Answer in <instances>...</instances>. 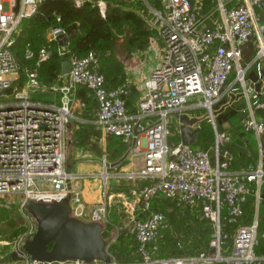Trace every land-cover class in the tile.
Here are the masks:
<instances>
[{
    "label": "built area",
    "instance_id": "built-area-1",
    "mask_svg": "<svg viewBox=\"0 0 264 264\" xmlns=\"http://www.w3.org/2000/svg\"><path fill=\"white\" fill-rule=\"evenodd\" d=\"M42 1L0 0V199L16 195L18 198L11 204L27 221V226L9 243L8 254L14 252L22 258L20 264H44L29 260L21 249L36 229L35 221L24 209L28 202L50 204L67 199L70 218L99 224L102 230L107 224L108 174L104 159L99 176L100 199L93 205L83 203L80 192L72 187L78 177L66 172L71 96L75 87L84 86L96 103L94 123L104 134L130 141L135 130V154L139 152L138 136L143 138L144 148L139 153L142 165L124 176L147 182L134 194L140 211L148 212L150 200L161 196L189 210H198L210 225L206 252L192 257L151 259L146 247L152 245L155 250L161 230L167 228L165 218L163 214L149 213L146 219L138 220L131 210L138 264H264V256L253 252L258 237V207L264 202L260 197L264 186L263 0H215V18L211 13L200 14L201 0H162V10L155 20L161 41L159 62L149 71L132 112H127L125 106L124 87L105 88L92 52L69 57V73L59 75L56 83L46 89L35 75V69L49 56L42 47L34 68L24 71L22 87H16L18 66L10 48L21 21L32 17ZM85 4L104 17L103 0H73L75 8ZM62 34V28L49 27L45 39V44L56 43L59 58L67 54V45H58ZM250 39L254 40L253 56L244 63L241 46ZM32 57V52L26 50L24 58ZM30 87L56 93V102L35 98L38 94L30 92ZM9 89L11 94L5 95ZM234 102L243 106L240 133L252 136L256 146L255 166L238 170L230 169V152L224 149L230 136L217 132L214 124L215 118ZM201 111L202 119L213 130L212 145L203 151L183 146L180 141L170 144L168 125L178 123L177 117L187 112L189 119H196ZM248 198L252 200L251 208L244 215ZM3 207L9 208L6 203ZM225 224L236 225L231 236L224 232ZM108 238L106 250L107 243L114 242L113 236ZM52 264L106 263L69 260ZM108 264L115 263L111 259Z\"/></svg>",
    "mask_w": 264,
    "mask_h": 264
},
{
    "label": "trees",
    "instance_id": "trees-1",
    "mask_svg": "<svg viewBox=\"0 0 264 264\" xmlns=\"http://www.w3.org/2000/svg\"><path fill=\"white\" fill-rule=\"evenodd\" d=\"M103 1L106 5V12L103 18L100 17L97 10L89 4H85L80 8H75L73 0H43L32 17L22 20L17 36L10 48V53L14 57L18 66V80L15 82L16 87H22L25 81L24 71L26 69L31 70L34 68L37 60L36 54L42 47H45L48 50L49 56L47 60L41 62L35 69V75L38 83L46 89L56 83L57 78L60 75L61 63L63 61H67L71 56L83 57L88 52H92L94 55V66L96 71L102 75L105 88L113 89L121 86L124 81V74L122 64L117 61L113 55L115 37L124 36L126 38L125 52L130 55L141 52L147 47L152 32L146 27L145 22L133 12V4L128 2L130 0ZM145 2L149 6L157 7L158 10H161L160 0H145ZM139 7L141 10H144L142 5L139 4ZM214 7L215 0H203L200 5V14L206 15L211 13V17L215 18L216 13L213 12ZM262 9H264V0L262 2ZM53 26L62 28L68 40L66 48L67 54L60 58L56 53V43L45 44L38 36V33L42 29ZM126 32H128V35L125 34ZM26 50L32 52L33 57L31 59L26 60L24 58ZM241 50L243 52L242 55L244 63L249 62L253 56L254 40H248L246 44L241 46ZM10 91L11 89H9L7 93H10ZM242 107L243 106L240 102H234L217 117L218 119L224 115V119L226 120L232 118L235 120V130L232 133H229L226 130H221L226 132L231 138L229 144L224 147V149H227L230 152V168L231 166L237 167L236 163H238L241 159L244 160L241 165L243 167L239 168H244L248 164L254 167L256 163V155L251 154V151H249L250 148L248 146V140L244 139V135H241L240 133L239 120L240 110ZM126 109L127 112H132L134 107L128 108L126 105ZM197 127L198 133L191 148H197L205 151L213 143L211 125L202 119L199 121ZM89 133L90 131L88 129H78V131L74 132L73 135V145L76 147L87 146L89 143ZM108 138L117 139L119 142L117 145V153L119 150L121 152L124 149L125 144L121 138L110 135ZM178 141L179 135L177 133L175 143ZM146 184L147 182L145 180H136L134 184V191L137 193L140 188ZM167 201L174 200H167L161 196L154 197L149 202L148 212H143V214L147 217L149 213H163L167 207ZM251 202V198H248V203L244 207V215H247L250 212ZM258 209L259 216H262L263 221L261 223L258 222V237L253 247V252L256 256L262 257L264 256V202L259 204ZM182 210L186 212L193 211L184 207ZM7 213L8 212L2 206L0 199L1 221L7 220ZM146 217L144 219H146ZM196 217L197 215L193 214L192 220L188 217L180 218V225H186L190 221L195 222ZM200 219L202 222H200L199 225H206V228H204L205 231L208 229L205 235L207 240L211 233L210 225L201 217ZM235 226V224H225L223 230L231 236ZM105 234V232H101L102 238H104ZM109 249V252L114 251V249H116V245H112Z\"/></svg>",
    "mask_w": 264,
    "mask_h": 264
},
{
    "label": "crops",
    "instance_id": "crops-1",
    "mask_svg": "<svg viewBox=\"0 0 264 264\" xmlns=\"http://www.w3.org/2000/svg\"><path fill=\"white\" fill-rule=\"evenodd\" d=\"M128 2L133 4L134 7L132 9L133 12L138 17H140L144 22L147 23V16L151 15L150 19L153 20L152 22L155 23L154 25L155 27H153V30L156 31V35H157V24L155 20L157 19L156 14L162 10V0H160L161 10H158L157 7H152V9H149L148 6H146L145 0H130ZM139 4L144 7V10H141ZM201 4H202V0H201ZM144 14H146V16H144ZM148 43L150 44L147 47V51H148L147 55L151 54L150 57H146L147 55L142 56L145 52L141 53L143 52L141 51V52H137L135 54L136 55L135 57L132 56L131 59L128 60L124 59L123 61L120 62L123 66L124 81L123 84L118 87H124L125 89V94L123 96V99L125 102V106L127 105L128 108L131 107L135 108L137 101L140 99L142 95L143 83L145 79L148 77L149 71L153 67H155L159 62L160 53H161V41L158 35L156 39L153 40L149 39ZM36 94L45 96L43 99H41L45 102L55 103L57 100V94L47 90H44L41 93L36 92ZM71 98H72L71 101L72 119H70L68 124L69 143L67 146V153H66V169L71 174L78 177L77 181L75 183H72V187L76 188L80 192L82 201L85 205L88 206L93 205L94 203H97V201H99L100 192L102 189L101 180L99 177L103 171L102 159H104L107 165L105 171L107 174L109 173L108 171L110 168H115V167L119 168L118 174L106 175L107 176L106 192L108 195V201H107L108 206L106 208L107 224L104 230H102V232L106 233L103 239L106 240L107 242L109 239L108 237L110 235L113 236L114 242L112 244L113 246L116 245V249L110 252L109 255L115 264H138V262H140V257L139 254L137 253L138 244L133 238L132 232L130 234L123 233V229H126L128 228V226L131 225L130 223L131 210L134 209L133 213L134 215H136V218L138 220H143L146 216L140 211V205L137 202L136 197L134 196V194H136V191H134V184L136 180L126 179L124 176L133 171L138 170L141 167L142 156L139 153L144 148L143 138L141 135L138 136L137 150L139 152L137 154H135V152L132 149L134 145L133 146L131 145V140L123 141V143L125 144L124 149L121 152V157H119L118 159L108 162L106 160L105 155H100L98 161L96 160L97 164L94 162H89L88 164H82V162L79 161L80 159L78 160V157L81 156L80 154L83 153V149H85L84 150L85 152L86 151L89 152L88 156H91L90 151L92 149L90 150V148L95 147L97 145V142L100 144L104 143L103 140L105 139V137L108 138L109 135L104 134L103 129L97 127V125L94 123L96 103L92 94L84 86L75 87ZM186 114H188V112L183 113L182 115H186ZM177 126L178 123H176V127ZM78 129L79 130L88 129L90 131L89 143L87 144V146L76 147L73 145V135L74 132L78 131ZM100 137H102V139H100ZM111 155L113 154H110V158L111 157L115 158L114 156ZM82 156H84V154ZM249 165L250 164H248L247 166ZM98 166H100L99 172H97ZM230 169L238 170L239 168L236 169V167L231 166ZM167 202L168 204L167 207L165 208V211L161 213L165 217L167 228L161 230L160 237L157 241V248H155L154 251L152 250V245H148L146 247L147 251L150 252L151 259H163V258L177 257V256L192 257L197 255L198 253L207 250L206 245L204 249L201 245H199L200 243L204 244L205 242L202 240L203 237L201 238L202 235L201 230H205L204 228H206V225L204 224H202V226L199 225V223L202 222L200 219V215L198 214L199 211L193 210L191 212L188 211L186 212L182 210L183 207H181V205L176 201H167ZM193 214L197 215V217L195 218L196 219L195 222L190 221L186 225H180V221H178L180 220V218L188 217L192 220ZM260 218H262V216H259V209H258V220ZM175 220H177L176 223ZM262 221L259 220V223H261ZM112 229H114V234L111 233L113 232ZM184 234H189V237L187 238L190 240V246L188 248L189 253H185V254H183V250H182V248L185 245L184 242L185 239H183ZM163 242L165 246L171 244V248L161 250V245ZM151 251H153L154 253ZM214 264H223V263H214Z\"/></svg>",
    "mask_w": 264,
    "mask_h": 264
},
{
    "label": "water",
    "instance_id": "water-1",
    "mask_svg": "<svg viewBox=\"0 0 264 264\" xmlns=\"http://www.w3.org/2000/svg\"><path fill=\"white\" fill-rule=\"evenodd\" d=\"M58 38L61 39L58 41L59 46L67 45L68 40L65 34ZM69 70L68 62L63 61L60 76L67 75ZM254 88L258 91V84ZM28 90L38 93L44 91L41 87H30ZM177 118L179 141L183 146L191 147L198 133L196 126L200 120L189 119L186 115H179ZM136 136L137 132L133 130L132 146ZM66 172L69 171L66 169ZM260 197L264 199V186ZM24 209L36 223L33 236L25 241L21 248L29 260L44 264L69 260H80L86 263L97 260L106 264L110 263L111 258L107 253L105 240L101 236V225L70 218L67 199L50 204L28 202ZM259 220L262 221V218ZM6 258L8 262L22 261V258L17 257L14 252L9 253Z\"/></svg>",
    "mask_w": 264,
    "mask_h": 264
},
{
    "label": "rangeland",
    "instance_id": "rangeland-1",
    "mask_svg": "<svg viewBox=\"0 0 264 264\" xmlns=\"http://www.w3.org/2000/svg\"><path fill=\"white\" fill-rule=\"evenodd\" d=\"M146 6H148L149 9H152V7L149 6L147 3H146ZM144 16H146V14H144ZM150 16L151 15L147 16V23L145 22L146 23L145 25H146L147 28H149V30H152L151 31L152 35H150V39L153 40V39H156L157 35H156V31L153 30V27H155L154 26L155 23L152 22L153 20L150 19ZM47 33H48V28L42 29L38 33L39 38L42 41H44V43H45V39L47 38ZM125 34L128 35V32H126ZM125 39L126 38L124 36L115 37V45L113 47V55L115 56L116 60L119 61V62L123 61L124 59H126V60L131 59L132 56L133 57L136 56L135 55L136 53L128 55L125 52ZM149 44L150 43H148L147 47L149 46ZM147 47L143 50V52H141V53L145 52L142 56H146L148 54ZM150 55L151 54L147 55L146 57H150ZM138 57H139V55H138ZM4 94L5 95H10L11 93H6L5 92ZM34 96L37 99H43L45 97L43 95H34ZM203 117H204V112L201 111L197 115L196 119L202 120ZM214 124H215L217 132H220L221 130H226L229 133H232L235 130L234 129L235 128V120L233 118L226 120V119H224V115H222L218 119L216 118L214 120ZM167 132H168V142L170 144L175 143L176 142V134L178 133L177 127H176V123L172 122L171 124H169L168 128H167ZM211 133H212V138H213V130H212V128H211ZM243 138L248 140V146L250 148L249 151H251V154L252 155H256V147H255V141H254L253 137L249 136L247 134H244ZM100 139H102V137H100ZM103 142L104 143H101V144L97 142V145L95 147L90 148V150L91 149L93 150V151L91 150L92 152L90 151L91 156H88L89 152L88 151L85 152L84 151L85 149H83V153L80 154V155L82 156L84 154V156H82V158H81V156H79L78 160L80 159L79 161L82 162V164H88L89 162H94V163L97 164V161H98V158H99L100 155H105L106 160L108 162L109 161H113V160L118 159L119 157H121V152L122 151L120 152V150H119L118 153L116 152L117 151V145L119 143L117 141V139H112V138L105 137ZM114 152H115V154H114ZM92 153L94 154V156H93ZM110 154H113L111 156H114L115 158L111 157L112 158L111 159L110 158ZM91 159H94V160H91ZM243 161L244 160L241 159L238 163H236L237 164L236 169H238L239 167H243V166H241ZM118 169H119L118 167L110 168L109 171H108L109 172L108 174H110V175L118 174ZM99 171H100V166H98L97 172H99ZM17 198L18 197L16 195H12V196H7L4 199H1L2 206H3L4 203H6L9 206V208L6 209V211L8 212L7 213V220L6 221H1L0 220V264H20L21 263L20 261L8 262L7 258H6L7 254H8L7 250H8L9 243L11 242V240L19 232H21L27 226L26 219L20 214L18 208L16 206H14V204L13 205L11 204V202L12 201L14 202ZM177 220H175V223H176ZM178 221H180V220H178ZM112 230H113V232H111V233L114 234V229H112ZM132 230H133V228L130 225V226H128V228L123 229V233L130 234L132 232V234H133ZM207 231H208V229L206 231L205 230H201V234H202L201 238L203 237L202 240L206 241L204 244H202V243L199 244V245H201L203 247V249H204V247L207 246L208 241H209L208 240L209 238L207 240L205 238V232H207ZM197 234H199V233H197ZM183 236H184L183 239H185L184 240L185 245L182 248V250H183V254H185V253H189L188 252V248L190 246V240L187 238V237H189V234H184ZM107 244H109L108 245V253H110L109 252L110 251L109 247H111L113 244L110 241ZM156 248H157V243H156ZM168 248H171V244L165 246L164 242H163L162 245H161V250L162 249H168ZM204 252H206V250Z\"/></svg>",
    "mask_w": 264,
    "mask_h": 264
}]
</instances>
